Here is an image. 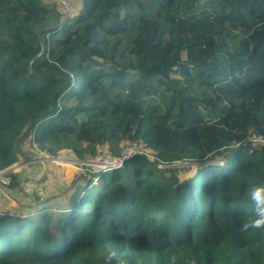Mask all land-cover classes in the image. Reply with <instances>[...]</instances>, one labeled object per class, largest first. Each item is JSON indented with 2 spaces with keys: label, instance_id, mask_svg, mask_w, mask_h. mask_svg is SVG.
Listing matches in <instances>:
<instances>
[{
  "label": "trees",
  "instance_id": "1",
  "mask_svg": "<svg viewBox=\"0 0 264 264\" xmlns=\"http://www.w3.org/2000/svg\"><path fill=\"white\" fill-rule=\"evenodd\" d=\"M51 1L0 0V170L28 137L80 159L138 150L128 174L78 182L59 215L0 211V264L111 251L124 264H264V229L240 230L246 190L264 185V143L249 141L264 135V0H81L74 14ZM186 160L198 163L186 178L166 166Z\"/></svg>",
  "mask_w": 264,
  "mask_h": 264
},
{
  "label": "rangeland",
  "instance_id": "2",
  "mask_svg": "<svg viewBox=\"0 0 264 264\" xmlns=\"http://www.w3.org/2000/svg\"><path fill=\"white\" fill-rule=\"evenodd\" d=\"M39 1L45 5L54 4L52 3L54 1L51 0ZM74 3V9L79 10L82 5L81 0H74ZM59 9L64 11L61 7ZM254 131L252 129L250 137ZM129 146L130 144H126L120 151V155ZM21 147L25 155H20L19 160L13 165L20 173L19 184L17 187L0 184V211L10 210L12 213L24 215L28 211L36 213L44 206L49 205L50 213L59 215L63 211L69 210L70 196L78 182L88 181L90 182L88 187H90L93 180H90L91 173L106 171L118 166L116 162H113L114 157L110 153H107L108 159L104 156L80 159L72 149L67 148L60 149L57 154H52L49 151H42L38 143H33L31 137L26 138ZM197 165V162L186 160L166 166L177 168L179 176L186 178L196 173ZM123 171L124 174L130 172L125 166ZM167 173L170 175L171 171L168 170ZM83 175L86 179H80ZM78 177L80 181L77 180ZM95 179H98L97 175L94 177V181ZM94 184L97 183L94 182ZM99 184L101 183L99 182ZM84 192L81 191L80 194L82 195ZM15 208L17 210L23 208L24 211L16 212ZM100 264H104V262Z\"/></svg>",
  "mask_w": 264,
  "mask_h": 264
},
{
  "label": "clouds",
  "instance_id": "3",
  "mask_svg": "<svg viewBox=\"0 0 264 264\" xmlns=\"http://www.w3.org/2000/svg\"><path fill=\"white\" fill-rule=\"evenodd\" d=\"M150 159H153V158L151 157ZM13 165H11L10 167H12ZM124 166H125V163H124ZM160 166H163V165H160ZM118 169H121V168L118 167ZM12 173H16L19 176V172H12ZM245 195L247 199L253 205V216L249 218L247 222H244L241 224L240 230L242 232H247L249 229H252V230L264 229V185H256V184L251 185L246 190ZM170 259H171V264H176L177 257L174 254L171 256ZM104 264H124V261L118 257L116 251H111L104 258ZM191 264H196L195 259L191 261Z\"/></svg>",
  "mask_w": 264,
  "mask_h": 264
},
{
  "label": "built area",
  "instance_id": "4",
  "mask_svg": "<svg viewBox=\"0 0 264 264\" xmlns=\"http://www.w3.org/2000/svg\"><path fill=\"white\" fill-rule=\"evenodd\" d=\"M67 11H69L71 14L74 13V0H57ZM249 141L252 145V147H256L259 144L264 143V135L254 131L252 133V136L249 137ZM138 150V146L134 143L132 146L127 147L120 156L114 157L113 162H116L118 166L116 168H124V157L128 154H131ZM104 158L108 159V155H104ZM16 171V167L12 166L10 168L0 170V184L2 185H9L12 182V175L11 173Z\"/></svg>",
  "mask_w": 264,
  "mask_h": 264
},
{
  "label": "water",
  "instance_id": "5",
  "mask_svg": "<svg viewBox=\"0 0 264 264\" xmlns=\"http://www.w3.org/2000/svg\"><path fill=\"white\" fill-rule=\"evenodd\" d=\"M42 51H40L38 54H36L31 60H30V63H29V66L31 68L32 66V62L34 61V59H36L39 55H41Z\"/></svg>",
  "mask_w": 264,
  "mask_h": 264
},
{
  "label": "bare ground",
  "instance_id": "6",
  "mask_svg": "<svg viewBox=\"0 0 264 264\" xmlns=\"http://www.w3.org/2000/svg\"><path fill=\"white\" fill-rule=\"evenodd\" d=\"M54 156H56V155H54ZM51 157V156H50ZM51 160V159H50ZM57 160V159H56Z\"/></svg>",
  "mask_w": 264,
  "mask_h": 264
},
{
  "label": "crops",
  "instance_id": "7",
  "mask_svg": "<svg viewBox=\"0 0 264 264\" xmlns=\"http://www.w3.org/2000/svg\"><path fill=\"white\" fill-rule=\"evenodd\" d=\"M20 174V173H19Z\"/></svg>",
  "mask_w": 264,
  "mask_h": 264
}]
</instances>
